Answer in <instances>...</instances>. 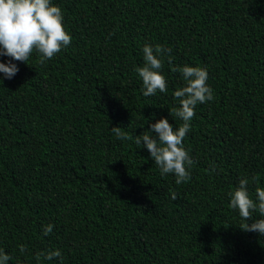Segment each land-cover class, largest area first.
<instances>
[{"label":"trees","instance_id":"obj_1","mask_svg":"<svg viewBox=\"0 0 264 264\" xmlns=\"http://www.w3.org/2000/svg\"><path fill=\"white\" fill-rule=\"evenodd\" d=\"M51 3L70 45L43 64L35 51L13 61L0 82L8 264H264V236L229 207L241 179L253 199L264 188V0ZM145 44L167 50L166 93L142 94ZM185 65L208 71L214 98L195 107L183 141L194 163L178 185L135 139L161 118L181 126L174 92L186 82L171 67ZM54 250L61 258L37 260Z\"/></svg>","mask_w":264,"mask_h":264},{"label":"clouds","instance_id":"obj_2","mask_svg":"<svg viewBox=\"0 0 264 264\" xmlns=\"http://www.w3.org/2000/svg\"><path fill=\"white\" fill-rule=\"evenodd\" d=\"M62 10L51 3V0H0V57H9L7 63L0 62L2 79H12L19 71L13 61L26 63L35 51L39 54L41 64L52 59L63 48L70 45L72 37L65 30ZM167 50L160 45L155 47L145 44L143 46L144 65L135 71L143 82L144 96L167 92V79L161 73L163 54ZM172 72H180L185 85L174 92L179 99L180 107L175 116L182 120L178 128L170 124L167 118H161L151 124L150 135L144 132L135 139L137 145L147 148L161 175L174 174L176 184L190 179V169L194 161L185 149L183 141L186 134L191 131V120L195 116V107L213 100V90L207 84L208 71L202 67L185 65L171 67ZM111 131L119 140H131L132 137L122 131L121 127H112ZM214 170V169H213ZM249 180L243 178L234 192L229 193V207L238 210L239 216L247 223L241 225L244 231L258 232L264 236V218L253 220V213L258 212L264 217V188L255 189V199L248 188ZM172 193V199H176ZM252 220V223H248ZM53 226H45L44 235L51 233ZM26 245L20 246L23 253ZM59 250L37 254V260L44 256L47 260L61 258ZM11 256L0 249V264H8Z\"/></svg>","mask_w":264,"mask_h":264}]
</instances>
